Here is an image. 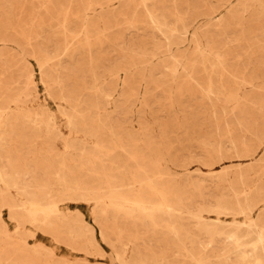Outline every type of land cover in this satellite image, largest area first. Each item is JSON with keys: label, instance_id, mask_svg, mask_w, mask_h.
Wrapping results in <instances>:
<instances>
[{"label": "rangeland", "instance_id": "374dc122", "mask_svg": "<svg viewBox=\"0 0 264 264\" xmlns=\"http://www.w3.org/2000/svg\"><path fill=\"white\" fill-rule=\"evenodd\" d=\"M263 239L264 0H0V264Z\"/></svg>", "mask_w": 264, "mask_h": 264}, {"label": "bare ground", "instance_id": "6f19581e", "mask_svg": "<svg viewBox=\"0 0 264 264\" xmlns=\"http://www.w3.org/2000/svg\"><path fill=\"white\" fill-rule=\"evenodd\" d=\"M115 138H116V137H115ZM257 200H258V199H257ZM119 206H120V205H119ZM139 208H143L142 205L139 206ZM27 214H28V213H27ZM168 214H169V213H168ZM205 222H206V221H205ZM214 224H215V223H214ZM220 226H221V225H220ZM233 227H234V226H232V228H233ZM222 229H223V228H222ZM249 229H250V228H249ZM231 230H232V229H231ZM224 231H225V230H224ZM241 232H242V231H241ZM241 232H240V233H241ZM243 232H245V231H243ZM226 233H227V232H226ZM240 233H239V234H240ZM262 234H263V233H262ZM242 236H244V234H243ZM245 236H246V235H245ZM238 237H239V235H238ZM245 238L248 240L247 237H245ZM259 238H260V236H259ZM241 239H243V238H241ZM246 239H245V241H246ZM254 239H255V237H254ZM252 240H253V239H252ZM255 240H257V239H255ZM263 240H264V239H263ZM251 242H252V241H251ZM253 242H254V241H253ZM258 242H259V241H257V243H258ZM243 243H245V242H243ZM243 243H242V244H243ZM254 243H255V242H254ZM249 244H250V243H249ZM249 244H248V245H249ZM246 245H247V244H246ZM252 245H253V244H252ZM261 246H262V249H263V245H261ZM252 250H253V249H252ZM253 252H254V251H253ZM256 252H257V250H256ZM259 256H260V255H259ZM262 256H263V255H262ZM262 262H263V261H262Z\"/></svg>", "mask_w": 264, "mask_h": 264}]
</instances>
